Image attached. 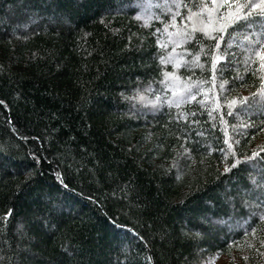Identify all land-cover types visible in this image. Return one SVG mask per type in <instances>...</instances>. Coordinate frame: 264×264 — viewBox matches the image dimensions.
Listing matches in <instances>:
<instances>
[{
    "label": "trees",
    "instance_id": "trees-1",
    "mask_svg": "<svg viewBox=\"0 0 264 264\" xmlns=\"http://www.w3.org/2000/svg\"><path fill=\"white\" fill-rule=\"evenodd\" d=\"M161 3L0 0V264L64 251L66 264H264V164L223 171L234 154L264 157V103L249 95L264 68L240 48L248 35L264 52L261 21L183 40L189 98L173 105L159 98L172 50L156 41L182 15ZM49 198L55 232L29 230ZM200 213L210 223L193 228Z\"/></svg>",
    "mask_w": 264,
    "mask_h": 264
},
{
    "label": "snow or ice",
    "instance_id": "snow-or-ice-1",
    "mask_svg": "<svg viewBox=\"0 0 264 264\" xmlns=\"http://www.w3.org/2000/svg\"><path fill=\"white\" fill-rule=\"evenodd\" d=\"M211 5V6H210ZM210 5L208 3H204L201 6L197 7L195 11L192 10L191 7H188L187 4L184 7L187 9V16L183 17V21H186V29L183 34H181V39L183 40H191L193 39V33L196 31H201L207 34L210 30L212 32L217 33L219 35L230 25H235L237 27L255 25L257 19H260L261 24L260 27L262 29V34H264V0H210ZM174 6L179 7V0H174ZM165 7H168L167 4ZM207 13V16H205ZM213 13L215 16L213 17ZM223 13V15H221ZM179 15V12L176 13ZM172 21H175V15L171 17ZM211 21V24L208 23ZM202 25L200 29H197V24ZM218 24V27L216 25ZM167 27V25H165ZM160 30L157 29V32ZM156 44L161 47H167V45H161L159 40L156 41ZM219 47V44L216 43L213 45L212 50L207 53L210 56H213L211 63L215 66L217 59L223 60L224 57H215V51ZM259 48H264V43L259 44ZM187 51V50H185ZM256 55L258 57L257 67L264 68V52H260L257 50ZM159 59L163 62L164 57L161 56ZM170 75V74H166ZM264 84V81H261ZM261 95L262 103H264V92L261 90H257L256 93H250L251 97H255L256 95ZM235 100V98H234ZM248 100V97H241L240 102ZM4 101L0 100V105H2ZM229 104H232V101H229ZM187 151V149H185ZM264 151V150H262ZM33 159L38 160L39 158L33 154ZM258 161L264 164V157H261L259 153L253 152L251 156L236 158L235 154L232 157L231 163L224 168V173L229 174L233 169L238 168L240 165L245 166H253V162ZM61 187L67 188L66 184L61 182ZM231 189H225V192H230ZM264 195V193H261ZM217 199L221 198V194L217 193ZM214 200H209L205 202L206 208H211L214 206ZM46 207L40 209L41 217L35 221H32L31 218L26 217L25 219L30 221L29 230H34L31 228V223H36L39 225V229L43 232L48 233L49 235L53 234L56 230V227L61 222V218L64 215L63 208L61 206V202L58 200H53L49 198L48 201L45 202ZM8 215L7 213L5 214ZM200 223L198 225H193V228L204 227L205 224L210 223V219L204 214L200 213ZM259 220H264V215L258 216ZM49 225H51V230H49ZM18 231L23 233L24 225L16 226ZM252 233L255 234L256 229H251ZM200 233L197 232L196 235ZM247 234V233H245ZM35 244L37 247L40 245L39 237H37ZM261 244H264V240H261ZM35 256V253L25 252V256ZM68 259V253L66 251L60 253L59 255H52L48 259L42 260V264H66V260ZM19 264H25L24 257L21 258Z\"/></svg>",
    "mask_w": 264,
    "mask_h": 264
},
{
    "label": "rangeland",
    "instance_id": "rangeland-1",
    "mask_svg": "<svg viewBox=\"0 0 264 264\" xmlns=\"http://www.w3.org/2000/svg\"><path fill=\"white\" fill-rule=\"evenodd\" d=\"M169 1L171 0H162L161 5ZM179 7H176L175 17L178 16L176 15L177 12H179V14L182 15V18L187 16L188 14L187 9L185 8L184 10L180 11ZM189 7H191L192 10L195 11L198 5L189 6ZM221 15H223V13H221ZM205 16H207V13H205ZM214 16H215V13H213V17ZM182 18L180 20L181 22L180 30L177 31L180 33V34L178 33V35L180 36L176 34H173V35L169 34V35H166L161 42V45L169 46L172 51L166 56V63L168 64L167 69L169 72L170 71L171 72L168 73L170 75H166V77L164 78V81L162 82V85H161L162 88L159 92V98L164 103H169L173 105L179 104L181 101H184L189 98V93H188L189 89L184 86V84L181 81L180 76L177 73V70L180 68L181 62L183 61V58H184L183 56L179 55L183 52L184 44L182 43L181 34L185 32L186 23H187L186 21H183ZM208 23L211 24V21H208ZM201 27L202 25L198 23L197 29H200ZM216 27H218V24L216 25ZM208 32L211 33L212 31L209 30ZM244 39H245L244 42L240 44L241 46L240 48L245 51L246 57L250 58L252 54H256L257 52L256 46H255L256 43L248 35L245 36ZM176 50L178 51L179 54L175 53ZM231 100L232 98H229V100L227 101H231ZM150 109L154 111V109L156 110V107H151ZM255 109H258V107H255ZM241 262H242L241 258H238L237 264L238 263L242 264ZM207 264H229V259L226 256L220 255V256H216V258H213V260H210L209 262H207Z\"/></svg>",
    "mask_w": 264,
    "mask_h": 264
}]
</instances>
